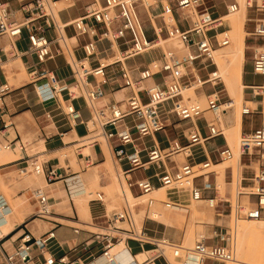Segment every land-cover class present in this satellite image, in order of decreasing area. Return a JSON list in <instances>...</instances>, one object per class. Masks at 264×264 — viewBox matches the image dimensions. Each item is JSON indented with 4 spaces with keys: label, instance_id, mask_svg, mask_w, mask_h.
I'll return each mask as SVG.
<instances>
[{
    "label": "built area",
    "instance_id": "obj_1",
    "mask_svg": "<svg viewBox=\"0 0 264 264\" xmlns=\"http://www.w3.org/2000/svg\"><path fill=\"white\" fill-rule=\"evenodd\" d=\"M77 0H34L21 8L22 20L15 16L9 4L0 0V36L8 35L13 38H22L27 33L26 55L34 56L35 62L30 66V79L35 84L37 97L42 104L57 103L61 96L67 94L70 102L60 108L62 115L70 126V130L82 122V113L73 104V101L83 98L90 112H102L97 102L104 96V88L112 83L121 82L122 88L130 89L132 95L126 98L122 105L116 104L108 107L104 122L102 123L103 135L108 141L113 142L111 148L117 164L121 167L122 175L127 183L129 191L134 195L137 190L139 195L136 199L146 198L144 204L130 206L126 203L125 208L120 212H114L111 216L105 214L107 232L101 234L104 238V250L102 255L106 258L107 264H115L112 250L128 240L137 242L141 248L145 245L153 246L154 253L140 264H158L161 259L163 264H173L165 252L161 250V244L173 246L169 240H156L143 226H139L136 220V208L146 206L151 210L158 204L154 192L162 187L178 185L196 177H203L206 184L205 190H213L214 196L205 198L202 189L192 184L191 196L197 202H204L210 208L222 216L226 208H230L232 214L233 206L229 198H219L218 188H212L208 183L207 176L210 174L211 162L196 163L195 149L209 139L224 135L218 128L221 123V116L234 109V101L229 98L224 101L222 90L218 89L222 82L218 70L208 73L203 78L198 72L191 74L192 70H207L209 64L215 65L214 53L215 44L219 47H226L230 44V36L225 28L221 33L211 35L223 24H217L221 19L214 18L205 0H174L173 3L163 4V15L171 16L175 25H169L166 34L169 40H176L186 46V53L180 55L176 50H166L160 63L154 66L131 67L129 62L143 56L156 45L148 33L141 16V8H150L152 5L148 0H93L92 9L83 17L76 18L69 23L59 21V14L62 10L75 5ZM66 7L60 8V5ZM254 0L249 4L253 7ZM100 6V7H99ZM240 8L238 2L227 6L228 14L237 12ZM177 10L184 12H196L194 19L186 15L185 21L190 20L191 26L183 29L175 19ZM257 13L263 17L256 20L252 35L257 40L264 42V0L256 1ZM191 16V17H190ZM176 20V21H175ZM72 27L74 37L66 33V29ZM53 31L55 42L60 51L58 55H64V49L68 53L67 65L71 70L73 85L64 80L56 78L55 74L43 69L49 60L55 58L52 47L53 39L49 32ZM221 37V39H219ZM73 38L82 39V42L71 48L69 41ZM64 44V49L63 45ZM158 45V44H157ZM13 49V48H11ZM80 51L81 56L76 52ZM253 72L264 77V44L255 46L252 49ZM3 59L0 56V68ZM185 69H187L185 71ZM184 70V71H183ZM200 72V71H199ZM170 74L171 78L164 81L161 88L147 90L144 83L154 77ZM210 85L212 91L206 96V104L183 103L185 88L194 86L202 88ZM197 89V90H198ZM263 89L262 87L253 90ZM12 92L8 83H0V114L4 113L6 97ZM142 93L146 94L144 100ZM257 93L254 94V98ZM206 113L214 115L215 123H208L209 136L204 138L197 125V122ZM254 108L244 107L243 115H252ZM47 118H53L52 112L47 113ZM94 119V117H93ZM188 125L182 136L186 139L184 144L180 136L168 139L166 146L159 144L155 138L160 133H166L172 126V121ZM13 123H4V130L13 127ZM89 134L81 141H88L95 144V137L90 136L91 129L86 124ZM64 136L63 134L61 135ZM147 140H152L148 144ZM28 144L22 139H16L2 145L7 151H27ZM219 158L223 162H230L235 159V152L230 147L221 149ZM87 162L91 161L89 155L80 153ZM183 155L187 161L171 169L170 162L176 166L174 157ZM240 155L249 159H256L260 168L252 179H247L249 185L244 188L238 196H245L248 209L244 208L240 199L236 204L237 218H248L259 220L264 218V125L241 136ZM25 169H32L38 175H44L48 183L62 180L63 176L59 168L51 167L45 170V162L40 163L33 156H27ZM1 168V167H0ZM154 169L152 175L143 179H134L133 174L143 170L148 172ZM243 189V188H242ZM33 196L37 203L36 217L42 220H50L54 216L53 206L49 196L41 189L35 190ZM127 200V199H126ZM94 202L105 205V196L98 193L93 199ZM167 208L175 206L170 202H162ZM11 213V207L3 196H0V219ZM149 220H154L146 215ZM156 221V220H154ZM125 224L127 227H121ZM79 233L80 229H74ZM220 243H209L212 238H204L197 241L195 245L187 249L184 264H228L235 259V251L229 246L230 238L220 234ZM57 241L56 227L44 235L36 238L31 232H24L20 237L18 246L12 252L4 251L2 264H36L37 259L33 255L34 248L40 250L44 258L43 264H86L81 257L56 258L52 249ZM87 245H90L87 243ZM48 254V256H46Z\"/></svg>",
    "mask_w": 264,
    "mask_h": 264
},
{
    "label": "crops",
    "instance_id": "obj_2",
    "mask_svg": "<svg viewBox=\"0 0 264 264\" xmlns=\"http://www.w3.org/2000/svg\"><path fill=\"white\" fill-rule=\"evenodd\" d=\"M7 2L15 12V16L17 19L22 20V12L21 8L25 4H28L34 0H4ZM159 5L158 7L152 5V9L155 12H158L157 16L161 17L163 14V7L162 5L166 3H173L174 0H158ZM104 3V0H101V3ZM213 3L212 6L208 7L209 10L214 8H218V10H212V15L216 14L217 19H226L230 14H227L222 17L223 12L227 11V6L233 2V0H210ZM94 1L93 0H77L75 5L72 7L66 8L62 10L59 14L60 21L62 23H69L76 18L83 17L89 12L92 8ZM206 4V2H205ZM65 11H72V13L66 17H62V13ZM248 11V9H247ZM161 12V13H160ZM182 11L177 10L175 12V16H177V23L183 28L188 29L191 26V21H185L186 14H182ZM248 13V12H247ZM165 15V14H164ZM185 15V16H184ZM247 17V15H246ZM175 20V21H176ZM227 23V22H226ZM227 25V24H226ZM66 33L70 37L75 36L74 29L72 27L67 28ZM70 31L71 34L68 32ZM49 36L53 39L54 44L52 47L53 54L55 58L49 60L45 65L42 66L43 69H48L52 71L56 78L60 80H64L69 85H73V79L71 76V70L67 65L66 59H68V53L66 49H64V55H58L57 52L60 51L58 44L55 42L53 31H50ZM27 33L24 32L22 38H13L8 35L0 36V56L3 59V65L0 68V83H8L11 88L12 92L6 97L5 100V107L4 113L0 114V145L6 144L7 142L14 141L16 139H24L27 137L31 139L33 143L39 142L42 140L43 147L45 146L44 153H47V156L53 155L56 150L61 145L60 141H64L66 137H77L78 140H74L73 143L80 142L83 138H86L89 134L88 128L86 124H90L93 120L95 114L90 112L88 109L86 102L83 98L76 99L73 101V104L79 109L82 113V122L79 123L73 131L70 130V126L65 120L64 116L62 115L61 109L64 107V104L70 102V99L67 94L61 96V99L57 101V103H49V104H42L40 99L37 97L35 84L30 79L29 81L19 79L17 76L18 72L23 70L24 74L25 71L30 76L29 68L30 66L36 61L35 57L29 56L25 54L27 50ZM70 42L71 48L78 46L82 39L73 38ZM23 45L24 48H21L20 45ZM13 48V49H11ZM216 52H219L216 49ZM77 56H81V52H76ZM59 57L63 59V63L56 68L48 67L49 63L52 61H56ZM12 59H16L17 66H13L14 64L11 63ZM215 64H217L215 59ZM23 65V66H22ZM218 65V64H217ZM252 66V70L249 69V66ZM219 66V65H218ZM142 67H146L145 65ZM19 68V69H18ZM67 68L70 72L69 76H64V70ZM25 69V70H24ZM243 83L245 85L244 89V96L246 103H251L254 105L255 113L252 115H241V133H249L262 125H264V117H258L259 119H255V114L261 113V109L263 108V102L258 98L261 97L262 94L257 98H254V94L259 92V90H253L255 88L262 87L264 88V77L262 81L254 82L248 79L250 75L256 76L253 72V62L251 59L245 60V53H244V63H243ZM207 71L208 73L211 71ZM161 76V75H158ZM156 76V77H158ZM164 80L162 84H158L155 81L154 77L151 80H148L144 83L143 87L147 90H151L153 88H161L164 86V81L169 80L171 78L170 74H164ZM204 78V77H203ZM207 78V77H206ZM13 81V85L10 84V81ZM188 90V88H186ZM191 89V88H190ZM104 96L97 102V106L102 112H107L108 107L111 105H122L124 100L132 95V91L130 89L122 88L121 82L112 83L104 88ZM192 93L188 96L189 100L193 101H202L205 100V97L212 91L207 92L205 87L199 88L198 90H190ZM144 100H147L146 94L142 93ZM52 112L53 118L48 119L47 113ZM84 113L87 115L84 116ZM99 113V112H98ZM232 112H227L224 116L225 118L231 117ZM229 119V118H228ZM249 120V129L246 128V121ZM66 121V122H64ZM94 121V120H93ZM227 121V120H226ZM13 123V127L4 130V123ZM208 123H215L214 115L211 113H206L202 119L197 122V125L201 131V134L204 138L209 136L208 130ZM218 128L222 130L221 123L217 124ZM82 129L80 131L79 129ZM90 128V126H89ZM188 125L183 123H179L176 120L172 121V126L168 128L165 135V140L160 141L157 136L155 140L161 144L162 146H166L168 139H173L174 137H170L169 131H172L173 134L175 133V138L180 136L181 141L186 144V139L182 136L183 132L187 130ZM223 132V131H222ZM64 135L63 137L61 135ZM224 134V133H223ZM221 139V143H218L217 140ZM24 141V140H23ZM111 148L113 147L114 143L108 141ZM152 143V140L148 141V144ZM64 144V143H63ZM62 144V145H63ZM72 144L71 142L64 144L66 146ZM230 146L228 139L226 138L225 134L219 136L214 139H209L204 142L201 146H198L195 149L196 153V163L202 162H211V168H219L221 164L224 162L219 158V151L223 148ZM86 147L83 145L80 148ZM64 150V147L62 149ZM11 154H7L5 156H0V161H3V164H0V178L6 180H0V193H2V185L1 182L5 183L4 185L9 183L8 178L10 176H14L20 168H25L28 162L27 156H31L27 151H20L22 157L15 159L17 155V150L11 151ZM37 159H39L38 154L34 155ZM90 158L92 161L100 162L103 161L105 158V153L100 144H96L90 147ZM247 158V163L244 164L243 169L241 171V188H245L249 185L247 179H252L254 174L257 173L256 166L260 168L256 159H249L248 157L240 155V162L243 163L244 159ZM85 159V158H84ZM84 159H80V161H84ZM107 159V157H106ZM174 161L177 164L176 166L173 162H170V168L175 169L177 166H180L187 159L183 155H177L174 157ZM51 167L59 168L62 173V180L48 183L45 179V188L43 190L50 199V202L53 206L54 216L50 220H42L36 217L37 214V203L33 196V192L38 189H23L22 185L12 186L9 187V195L14 203V207L10 204L9 200L5 197V195L0 194L3 196L8 204L10 205L11 209L15 208L16 213H11L6 215L5 218L0 219V264L3 263V255L4 251L12 252L18 246L20 242V237L24 232H31L36 238L44 235L46 232L51 230L52 228L56 227L57 232V241L55 247L52 249L56 258L67 257H81L86 260V264H107L106 258L102 255L104 250V238L99 233H95L86 229L85 227H95L97 229H103L99 227L98 222L101 219H104L105 214H108L106 206L101 205L99 203L90 200L87 202L85 200V205L81 206L76 202L77 197H83L87 195V187L90 185L92 180H96L95 177L91 179V174L88 172H84L81 169V172L74 171L70 165H67V168H64L61 165V160L58 158H52L49 161L45 162V170H50ZM211 170V169H210ZM155 172V170H154ZM154 172L152 174H154ZM150 174V175H152ZM95 176V174H94ZM204 180V184H206L205 179L203 177H196L192 180V184L194 187H198L203 191L205 198H211L214 196L215 192L213 190H205L204 185L198 186L196 184L197 180ZM219 180L222 183H226L228 185H232L234 181V170L231 167H227L225 169H220L219 171L213 170L207 176V181L212 185V188L217 187V195L219 196ZM2 183V184H3ZM134 195H139L137 191H134ZM242 201L245 196H241ZM86 199V198H85ZM241 199V198H240ZM241 201V200H240ZM244 202V201H243ZM246 203V202H244ZM87 209V210H86ZM179 213V214H178ZM12 215V216H11ZM176 220V223L179 222V218H182L180 212H176V214H172ZM8 216V217H7ZM151 223L153 228H149L148 224ZM167 224L159 221L149 220L145 217L143 227L146 228L150 235L154 237L156 240L162 241V235H159L158 227L160 224ZM174 222L172 220V225L169 227H173ZM80 229L79 233H75L74 229ZM106 231V230H105ZM162 237V238H161ZM204 237H207L204 235ZM208 238V237H207ZM213 243L214 241L211 240ZM90 244V245H87ZM218 243V242H217ZM123 249H125L129 255V258L125 259L123 254ZM154 247L151 245H145L143 248L135 242L128 240L125 242V245L121 248L113 249L114 254L117 256V264H123L122 262L124 259L126 262L124 264H140L143 261L138 259V255L144 254L146 255V259L149 258L154 253ZM33 255L36 257L37 262L36 264H43L44 258L40 253L38 248H34ZM48 256V254H46ZM144 258V259H145ZM145 259V260H146ZM132 260V261H131Z\"/></svg>",
    "mask_w": 264,
    "mask_h": 264
},
{
    "label": "rangeland",
    "instance_id": "obj_3",
    "mask_svg": "<svg viewBox=\"0 0 264 264\" xmlns=\"http://www.w3.org/2000/svg\"><path fill=\"white\" fill-rule=\"evenodd\" d=\"M251 1L252 0H233V2H232V3L238 2L239 4L241 2L246 6V9H248L247 17H246V20L244 23V29L246 32L245 41H244L245 42V50H244L245 60L247 58L248 59L252 58V53H253L252 49L255 46L264 44L263 40L262 41L257 40L252 35V33L254 31V27L256 25V20L263 17V15H261L260 13H257V10H256V1L257 0H254L253 7L249 6V4H251ZM148 2H150V5L155 4L154 6H156V7H158V5H159L158 0H148ZM205 2H206V7H210L213 5V3L210 2V0H205ZM232 3H230V4H232ZM101 4L103 6H105V4L103 2ZM165 4H167V3L165 2ZM63 7H66V6L64 4L60 5V8H63ZM240 7H241V4H240ZM212 10L213 11L218 10V8H214ZM212 10H210L211 13H212ZM71 13H72V11H65L62 13V17L66 18ZM180 13H181V15L188 13L194 19V16H193L191 11H188V12L182 11ZM157 14H158V12L153 11L152 7L148 8V9L141 8L142 19L145 23L147 30H148L150 38L153 41H155L154 44L156 46L153 49L149 50L143 56H140V57L136 58L135 60L129 62V66H131L132 68L133 67H135V68L136 67H142L144 65L145 66L146 65L154 66L155 64L160 63V59L166 50H176L177 53L180 55H184L186 53V49H185L186 46H184L179 41L168 39V36L166 34V29L169 27V25H175V22L172 20L171 16L165 14V15H162L161 17H159V16H157ZM227 14H228V11H225V13L223 12L222 17L227 15ZM215 15L216 14H214V18H216ZM175 17L177 19V16H175ZM58 19L60 21V18H58ZM226 22H227V19H221V21H219L217 24L222 23L223 27H219L215 31H212L211 35L221 33L225 28L227 29V31H229L230 29L228 30V28H227L228 24ZM230 31H229V36L231 38L230 40L232 41V33H230ZM68 33L71 34L70 31ZM219 39H221V37H219ZM62 45L64 48V44H62ZM69 45H70V42H69ZM230 45H231V42H230ZM20 47L24 48V46L22 44L20 45ZM215 49L219 50V54H217V53L214 54L216 62L219 66L217 64H215V65L209 64L210 66H209L208 71H215L216 69L218 70V75L221 77V80H222L218 89L222 90L224 101H228L229 98L235 100L234 97L229 95V92L225 86V79L224 78H225V75L227 74V72L229 71L228 70L229 69L228 63L225 60V49H227V47H219L217 44H215ZM223 55H224V57H223ZM15 62H16V59L11 60L12 64H14ZM62 63H63V59L61 57H59L55 62L54 61L50 62L48 67L56 68L57 66L61 65ZM249 69L252 70L251 65L249 66ZM186 70L187 69H185V71ZM188 70L191 71V74H196L198 72L205 79L207 77V71L206 70H200V67H198V65H197V70L194 71L191 68H188ZM69 75H70L69 70L67 68H65L64 76H69ZM17 76H19L20 81L21 80H23V81L24 80H26V81L30 80V76L27 74L26 71L24 74L23 70L19 71ZM248 79L251 81H254V82H259V81H262L263 76H261V75H256V76L250 75L248 77ZM163 80H164V76H158L155 78V81L158 84H162ZM10 84L11 85L14 84L12 79L10 81ZM204 87H205V90L207 92L212 90V87L210 85H207ZM193 89L197 90L198 88L194 86ZM190 90H192V89L188 88V90H187L185 88V90L183 92V95H184L183 103H185V104L198 102V101H193V100L188 99V96L192 93V91H190ZM259 94H262L261 97H259L260 96ZM245 96H246V93H245ZM245 96H244V92H243V97H242L241 101L237 102L235 105V109L231 110V112H232L231 117H234L236 115V113L242 115V110L244 107L249 106V107L254 108L253 104L246 103ZM257 96L259 97V98L258 97L257 98L263 102V108H260L261 113L255 114V115H257V117L255 116L256 120L259 119L258 117H264V88L259 90ZM205 104H206V102H204L202 105L204 106ZM64 106H65V104H64ZM104 115H106V112H100L99 113L100 119L98 120V118L95 117V123H96V126H94L95 128L92 127L93 125L89 124L90 129L92 131L90 136L95 137L93 139L96 141L95 144H90V142H88V141H80L78 143H73L74 140H78L77 137H74V138L66 137L64 139V141H60L61 145L56 150L57 152H55L51 156L50 155L47 156L46 155L47 153L43 152L45 149V146L43 147L42 140H40L39 142H35V143H33L31 141V139H29L27 137H24L23 140L25 142H27V144H28L29 155L33 156V155L38 154V157H39L38 160L40 163H42V162L44 163L46 161H49L52 158H58L61 160V165L64 168H67L66 166L70 165L74 171H78V172H81V169L83 171V168H84V172H88L91 174V179H92V177L93 178L95 177L96 180H94V181L92 180L90 185L87 187V195L85 196V198H86L87 202H89L90 200L95 199L97 197L98 193H102L105 196L106 209L108 211V214L111 216L114 212L122 211L123 208H125L127 201L130 204V206H135V205L140 204V203L144 204L143 202H145L146 198L136 199L137 197H135L134 195L131 196L130 194H128L126 183L124 181L125 179L122 175V170L116 169L118 164L114 158V154L112 151L109 152V154H107L109 156V159H110V165L113 169V171H111L110 173L104 169V165H103V163H105V161L107 160L106 159L107 156H105L103 161L95 162V161L91 160L88 163L87 159H84V157L82 155H79L80 153H82L85 156H87L90 154V147H92L96 144H100V143H101V147H102L103 144L106 142V140L104 138L105 136L102 133V123L104 122V117H103ZM84 116L86 117L87 115L84 113ZM221 118H222V116H221ZM64 122H66V121H64ZM221 124H222V119H221ZM249 127H250L249 120H247L246 121V128L249 129ZM221 128H222L223 133L227 137L228 132H227V130L223 124L221 125ZM79 130L82 131L81 128ZM168 133H169L171 138L172 137L175 138V136H176L175 133L173 134L172 131H169ZM96 135H98V136H96ZM241 136H242V133L240 132V135H238L234 138V141H235L234 145L230 146L235 152V159L230 161V162H224L223 164L220 165L219 168L212 167L210 170V171H213V170L219 171L222 168L223 169H225L227 167L233 168V170H234L233 184L228 185L226 183H222V181H220V180L218 183V185H219V198H229L230 199L232 206H233L232 214H230V208L227 207L225 213L222 216H219L218 212L216 210H214L213 208H210L204 202H199V204H195L196 208L199 211V214H197L196 217H192L190 214H185V215H182V218H179V222L176 223V220L172 215V214H176V212H171L170 209L166 208L162 203V202H170V203L175 204V205H177L176 203H180V201H181L180 197L178 199H174L173 197L170 196L171 192L166 193V191L171 190L170 187H173L174 185L167 187V188H164L158 192L159 198L157 196H155V197L160 201L158 202L155 209L148 211L146 206H141L139 208H136V220H137V223L140 227L143 226L146 215L149 213V216H150L151 211L152 212L156 211L157 213H160L161 215L163 214L166 217H168L169 219L173 220V222H174L173 227H169V226H166V225L161 223L159 225V227L157 228L159 231V235L164 236L163 238L162 237L161 238L165 239V240H169L170 243L173 244V246L161 244V247H160L161 250L163 252H165L168 259L171 260V262L173 264H183L184 263L183 261L186 260L187 249H185V248L181 249V248L182 247L192 248L197 241L201 240V238L199 236L200 234L205 235L208 238H212L214 243L218 242L220 244H222V242L220 241V237H219L220 234H224L226 237L230 238L229 246L231 248H233V250L235 251V260H236V258H237L236 240H237L238 236L236 234L235 224L236 223H243V224L247 223V225H250L249 223H251L252 225H254V224L260 225L261 224L264 227V218H262V222H259V220H252V219H248L245 217L237 218V216H236L237 201L240 198H241L240 200L242 201V197L241 196L239 197L238 194L246 191V190L242 189L240 186L241 185V174H242L241 171L243 169L244 164L247 163V161H248L247 158L244 159L243 163H241L240 160H238L240 158ZM157 138L160 141H164L165 135L163 133H160L157 135ZM227 139H228V137H227ZM147 141H149V140H147ZM221 141H222L221 139L217 140L218 143H221ZM69 142H71L72 144H70L68 146L64 145V144H67ZM83 145H85L86 147L80 148ZM62 147H64V150L58 151L59 149H62ZM17 152L18 153L15 156V159L22 157L21 152L20 151H17ZM7 154L12 155V152L4 150L2 148V146L0 145V156H5ZM65 154L67 155V158H62V156ZM238 156H239V158H238ZM80 159H84V161H80ZM238 162H239V165L241 166V168H240L241 171L238 167ZM0 164H3V161H0ZM255 168H256V171L258 172L259 167L256 166ZM96 170H97V174H95ZM237 171H239L240 175L237 173ZM153 172H154V169H152L148 172L140 170V171H137L133 174V178L135 180L136 179H143L146 176L152 174ZM94 174H95V176H94ZM10 177L11 178H8V180H9V183L11 185L13 184L12 186L19 187V186H21V184L25 183L22 185V188L25 190H27V189H44L45 188L46 182H45L43 175H38L35 172H32L31 168L30 169H25L24 167L20 168L19 171L14 176H10ZM0 180L6 181L3 178L2 179L0 178ZM2 183L3 182H1L3 192L0 194L5 195V197L9 200L12 207H14V203L11 199V196L8 193L9 187H11V186L10 185L8 186V184H9L8 182L6 185H4L5 183H3V184ZM196 184L198 186H203L204 180H202V179L197 180ZM122 188L126 191V194L123 192ZM191 190H192V188H191ZM135 191H137V190H135ZM187 197H189L190 201L188 203V201L186 200L184 204L194 206V204H192V202L194 203V200L192 199L191 191L187 194ZM125 198H127V201ZM183 199H184V197L182 198V201H183ZM247 200H248L247 198H243V201L246 203H244L242 201L244 208H246V209L249 208V206L247 204ZM157 221L162 222V219L157 218ZM237 221H239V222H237ZM96 222H98L96 224H98L99 227H102L103 229H97L93 226L92 227H85V228L90 230V231H93L95 233H99V234L106 233L107 232V230H106V228H107L106 219H101V220L96 221ZM119 226L127 227L125 224H119ZM148 227L153 228V225L151 223H149ZM257 235L246 238V241L244 243V247H245V250L248 252L247 255L250 253L247 256L248 259H250V260H248V263L264 264V258H262L261 260H260V258L254 259V257H257L259 255L261 257L263 255V257H264V253L262 254V252H264V234L261 235L259 233V236H257ZM253 237H257L259 239L254 238V240H253ZM257 240H258V243H257ZM250 242H252L251 243L252 245H250ZM209 243L211 244L213 242L209 241ZM256 245H258V246L256 247ZM253 251H257L258 253L256 254V252H253ZM259 253H261V254H259ZM184 256H185V258H184ZM129 264H132V263L130 262ZM158 264H163V260L161 259V261H159ZM228 264H231V263H228Z\"/></svg>",
    "mask_w": 264,
    "mask_h": 264
},
{
    "label": "bare ground",
    "instance_id": "obj_4",
    "mask_svg": "<svg viewBox=\"0 0 264 264\" xmlns=\"http://www.w3.org/2000/svg\"><path fill=\"white\" fill-rule=\"evenodd\" d=\"M148 3L150 4V2H148ZM240 4H241V7L239 8V10L237 12L231 13L232 15L230 14L228 17H226L227 24H228L227 28H228V30L230 29L231 31L230 30L229 31H230V33H232V41L230 40L231 45L229 44L230 46L229 45H228L229 47L226 46L227 49H225V60L228 63V66H229L228 70L229 71L228 72L226 71L227 74L225 75V78L224 77L223 78L225 79V86H226V88H227V90L229 92V95H231L232 97L235 98V100L232 99L234 101V106L236 105L237 102L241 101V99L243 97V92H244V89H245V85L243 83V72H244L243 63H244V50H245V42L244 41H245V34H246L245 29H244V23H245V20H246L247 9H246V6L243 3L240 2ZM146 9H148V8H146ZM185 14L189 15L188 13H185ZM192 14L194 16L196 14V12L193 11ZM229 31H228V33H229ZM216 53L219 54V52H216V50H215L214 54H216ZM223 57H224V55H223ZM214 61H215V56H214ZM13 66H17V63H15ZM191 89H193V88H191ZM194 90H196V89H194ZM256 90H258V89H256ZM257 94H258V92H257ZM198 102L200 104L201 103L203 104L204 102H206V97H205V100L198 101ZM234 109H235V107H234ZM94 114H95L94 119H93L94 121L92 120V122L90 123L91 125H93L92 126L93 128H95L94 126H96L95 117H97L98 120L100 119L99 118V113L96 110H95ZM225 115H222L221 119H222V124L225 126V128H226V130L228 132V134H227L228 135L227 136L228 137V142H229V144L231 146V145H234V142H235L234 138L236 136L240 135V132H241V120H242L241 117L242 116H241V114H237L236 113V115L234 117H228L229 118L228 119L227 117L226 118L224 117ZM102 133H103V130H102ZM96 136H98V135H96ZM104 138H105L106 142L103 144L102 149H103L105 155L107 156V160L105 161V163H103V165H104V169L107 170L110 173L111 171H113V169H112V167L110 165V159H109V156L107 154H109V152H111L112 149H111V146H110L107 138L106 137H104ZM62 158H67V155L66 154L63 155ZM238 158H239V156H238ZM238 167H239V169L241 168V166L239 165V162H238ZM116 169L119 170V169H121V167L119 165H117ZM97 170L95 171V174H97ZM240 171H241V169H240ZM237 173L239 174V171H237ZM125 183H126V181H125ZM126 187H127V183H126ZM164 188H167V187H162V188L157 189L154 192L153 195L157 196L159 198L158 192L161 191ZM191 188H192V182H191V180H189V181L182 182V183H180L178 185H174L173 187H170L171 190H167L166 191V193L171 192L170 196L173 197L174 199H178L179 197L181 199V201H180L181 204L180 203H176L177 205L172 206L171 208H168V209H170L171 212H180L183 215L190 214L192 217H196L197 214H199V211H198V209L195 206V204H199V202L194 200V203L192 202V204H194V206L185 205L184 204L186 200L188 201V203L190 201L189 197H187V194L191 191ZM122 190L126 194V191L123 188H122ZM127 191H128V194H130L131 196L133 195L129 191L128 187H127ZM183 197H184V199L182 201ZM125 199H127V198H125ZM85 200L86 199L83 198V197H77L76 198V202H78V204L81 205V206L85 205V203H84ZM158 201H160V200H158ZM155 207H153L151 210L155 209ZM11 210H12L13 213L17 212L15 208H13ZM150 217L152 219H154V220H157V218L162 219V222L167 224L168 226L172 225V220L171 219H169L168 217H166L163 214L161 215L160 213H157L156 211H153V212L151 211ZM237 222H239V221H237ZM259 222H262V219H259ZM249 224L250 225H247V223L246 224H243V223H236L235 224V230H236V234L238 236V238L236 240V254H237V258H236V260L234 259L233 262H230L231 264H256V263H248V260H250V259H248L247 256L250 253L247 255L248 252L245 250L244 243L246 241V238H248V237H252L254 235L256 236L257 234H258L257 236H259V233L261 235H263L264 234V227L261 224L260 225H256V224L252 225L251 223H249ZM199 236H200L201 240L206 238V237H204V235H201V234ZM254 238H257V237H253V240H254ZM257 239H259V238H257ZM251 243L252 242H250V245H252ZM257 243H258V240H257ZM124 245H125V243H121L120 245L116 246L114 248V250L117 249V248H121ZM257 246L258 245H256V247ZM183 248L190 249V247L189 248L182 247L181 249H183ZM253 252H256V254L258 253L257 251H253ZM263 253L264 252H262V254ZM123 254H124L125 259L129 258V255H128V253H127V251L125 249H123ZM259 254H261V253H259ZM113 256L115 258V264H117V256L114 254V251H113ZM145 257H146V255H144V254L138 255V259L140 261H143V260L145 261V259H146ZM184 258H185V256H184ZM255 258H258V259L260 258V260H261L264 257H263V255H262V257L259 255L257 257H254V259ZM125 259L122 262L123 264L126 262ZM94 264H98V263H94Z\"/></svg>",
    "mask_w": 264,
    "mask_h": 264
}]
</instances>
